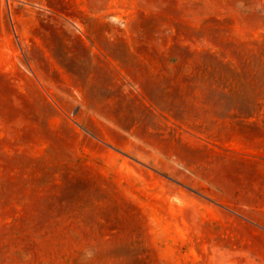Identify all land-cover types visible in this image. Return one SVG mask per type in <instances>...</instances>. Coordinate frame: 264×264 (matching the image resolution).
I'll use <instances>...</instances> for the list:
<instances>
[{
	"label": "rangeland",
	"instance_id": "obj_1",
	"mask_svg": "<svg viewBox=\"0 0 264 264\" xmlns=\"http://www.w3.org/2000/svg\"><path fill=\"white\" fill-rule=\"evenodd\" d=\"M0 264H264V0H0Z\"/></svg>",
	"mask_w": 264,
	"mask_h": 264
}]
</instances>
